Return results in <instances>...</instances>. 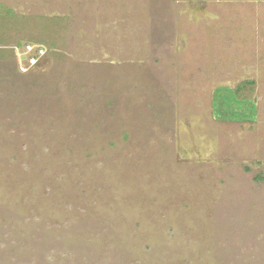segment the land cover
<instances>
[{"label":"rangeland","instance_id":"obj_1","mask_svg":"<svg viewBox=\"0 0 264 264\" xmlns=\"http://www.w3.org/2000/svg\"><path fill=\"white\" fill-rule=\"evenodd\" d=\"M0 264H264V0H0Z\"/></svg>","mask_w":264,"mask_h":264},{"label":"built area","instance_id":"obj_2","mask_svg":"<svg viewBox=\"0 0 264 264\" xmlns=\"http://www.w3.org/2000/svg\"><path fill=\"white\" fill-rule=\"evenodd\" d=\"M19 56L22 57L20 70L26 72L28 68H32L44 56V50L40 45H26L24 48L17 49Z\"/></svg>","mask_w":264,"mask_h":264},{"label":"trees","instance_id":"obj_3","mask_svg":"<svg viewBox=\"0 0 264 264\" xmlns=\"http://www.w3.org/2000/svg\"><path fill=\"white\" fill-rule=\"evenodd\" d=\"M221 88V89H220ZM222 88H223V90H222ZM221 90L223 91L222 93H223V95L225 94V92L227 91V90H230L229 88H225V87H217L215 90H214V92H213V99L215 100L216 99V97L217 96H221V95H219V93L221 92ZM231 91V90H230ZM232 92V91H231ZM255 109V108H254Z\"/></svg>","mask_w":264,"mask_h":264},{"label":"flooded vegetation","instance_id":"obj_4","mask_svg":"<svg viewBox=\"0 0 264 264\" xmlns=\"http://www.w3.org/2000/svg\"><path fill=\"white\" fill-rule=\"evenodd\" d=\"M230 89V88H229ZM231 91H232V93L234 94V92H233V90L232 89H230ZM235 95V94H234Z\"/></svg>","mask_w":264,"mask_h":264}]
</instances>
